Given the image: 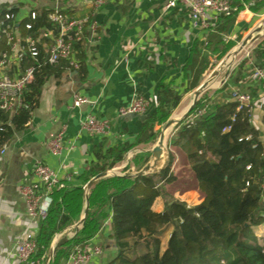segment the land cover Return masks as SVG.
<instances>
[{"label":"trees","instance_id":"16d2710c","mask_svg":"<svg viewBox=\"0 0 264 264\" xmlns=\"http://www.w3.org/2000/svg\"><path fill=\"white\" fill-rule=\"evenodd\" d=\"M68 8L66 12L71 15L75 9ZM263 8L264 0H254L250 5L254 12ZM51 10V7L41 6L34 9V19L26 16L15 21L20 37L29 34L40 38L39 51L35 59L27 53L22 62V67L31 64L33 72L32 79L19 94L17 108L13 112L0 108V145L27 126L39 103L44 81L66 68L62 60L53 64L45 61L46 48L42 47V42L50 43V39L42 34L53 27L48 19ZM16 11L15 7H3L0 20L5 13L15 15ZM236 14L221 16L202 45L206 50L211 47L218 51V58L234 45L235 39L226 40L224 36ZM26 23H30L29 29L25 28ZM199 47L198 43L193 44L185 64L183 78L188 85L185 91L198 86L207 67V53ZM74 48L79 58L77 69L82 75L85 72V42L74 43ZM5 49L4 42H0V51ZM250 60L255 66L264 68V43L252 48L233 69L231 83L242 91L251 87L246 77ZM225 88L224 84L212 92L215 94ZM226 93L231 95L232 90ZM251 93L253 98L257 96L255 88H251ZM182 97L170 82L161 80L157 85L155 103L150 105L148 116L142 120L131 141L105 146L99 140L92 146L94 158L78 179H63L62 186L52 187L46 213L37 225L36 248L31 256L34 264H44L54 236L79 219L84 186L89 179L121 164L133 147L154 143L160 127L180 105ZM253 98L239 110H236L237 102L233 98L211 102L190 125L185 123L186 114L168 137L169 160L160 170L137 177L107 176L90 185L83 224L73 237L54 250L48 264H65L72 247L85 244L99 231L107 217L110 218V235L116 247L115 255L107 264H264V192L261 188L264 141L260 138L262 132L251 123ZM208 103L209 93L201 95L191 112ZM261 121L264 129V104ZM172 148L185 152L194 179L204 194L193 205L174 199L165 203L162 209H156L154 204L160 191L154 177L163 184L176 180L171 170ZM149 156V151L136 153L122 170H128L130 165L136 170L141 169Z\"/></svg>","mask_w":264,"mask_h":264},{"label":"crops","instance_id":"0c3cea01","mask_svg":"<svg viewBox=\"0 0 264 264\" xmlns=\"http://www.w3.org/2000/svg\"><path fill=\"white\" fill-rule=\"evenodd\" d=\"M58 1L66 9H75L71 15L93 13L97 23L95 39L92 43L83 41L85 72L81 75L78 69L66 67L57 76L51 74L41 86L39 103L33 109L27 126L13 134L6 142L5 152L0 155V264H19L15 240L28 229L37 231V222L26 216L25 204L19 193L22 183L35 182L32 173L37 162L56 169L63 179L76 181L94 158L92 146L96 142L102 140L107 146L132 140L140 128L142 115H121L119 109L128 106L134 93L154 104L161 80L170 82L183 95L177 110L171 114L175 120L184 116L188 107L197 102V99L193 102L195 92L192 91H196L201 83L202 74L198 86L188 91H185L188 85L183 74L193 44H205L211 30L193 27L188 9L180 3L167 8L168 0H104L102 6L94 10L84 0ZM253 1L247 0L236 12L225 39H236L251 20L260 15V10L254 12L250 9ZM54 4L55 0H0V10L15 7V19L21 20L28 16L31 9L52 7ZM250 84L251 87L245 88V91L251 93V88H255L257 95L252 97L251 123L262 132L260 138L264 141L261 121L264 93L253 79ZM226 91L227 87L215 94L209 93V103L205 106L208 108L211 102L229 99L231 95ZM74 93L87 97L89 101L78 107L72 106ZM0 94H14V88L5 76H0ZM185 97H189V101L184 104ZM90 113L109 120L105 135L93 136L80 130L79 121ZM177 122L171 126L169 133L175 130ZM60 131L63 133L62 147L58 153H53L47 143ZM153 145L133 147L125 162L113 169L123 173L122 168L130 163L132 156L143 151L150 152L148 167L164 165L169 160V152L168 155L161 152L156 157L151 151ZM170 151L174 156L171 170L176 179L183 172L193 176L185 152L179 148ZM156 178L159 183L158 177L154 180ZM36 184L41 191L42 186ZM43 201L48 204L49 198L44 196ZM110 233L111 223L107 217L99 231L88 240L102 247L101 254L89 264H107L115 255L116 247ZM57 237L58 234L54 236Z\"/></svg>","mask_w":264,"mask_h":264},{"label":"built area","instance_id":"2783aa9c","mask_svg":"<svg viewBox=\"0 0 264 264\" xmlns=\"http://www.w3.org/2000/svg\"><path fill=\"white\" fill-rule=\"evenodd\" d=\"M89 6L96 10L104 3V0H84ZM247 0H168L167 8L176 6L180 3L188 9L193 27L212 30L218 23L221 16H230L240 10V7ZM48 13V19L53 24L42 34L50 39V43L42 42V47L46 48L45 61L53 64L60 60L66 63L69 69L79 68V61L75 56L74 43L79 41L94 42L97 23L93 18V13H85L78 16L68 15L58 0L51 7ZM28 16L32 19L36 17V12L31 9ZM15 16L5 13L0 20V42H4L7 47L0 51V76H5L14 88V94H0V108L13 112L19 105V94L25 85L32 79L33 66L28 64L22 67L25 55L28 53L32 59L38 54V42L40 38H34L27 34L20 37L15 25ZM25 28H30V23L25 24ZM88 33V34H87ZM251 79L257 82L264 93V68L255 66L253 61L248 62ZM230 98L237 102L236 110L248 104L252 96L248 91H242L239 88H233ZM89 100L87 97L74 93L72 96V106L78 107ZM150 103L142 95L133 94L131 102L126 107L119 109V114L127 115L135 113L144 115L150 108ZM207 110L204 105L202 108L187 114L185 123L192 124L194 119ZM80 130H84L90 135H105L109 129V120L99 118L94 114H87L79 121ZM62 131L52 136L48 143V149L53 153H58L62 147ZM6 143L0 145V155L5 152ZM249 166H247L248 168ZM32 175L35 182H24L19 186V193L25 204L26 216L35 222L45 215L48 204L43 201L44 196H48L53 186H62V180L56 169L49 167L41 162H37L33 167ZM36 183L42 186L39 191ZM261 188L264 192V177L261 182ZM50 201V198H49ZM49 203V202H48ZM36 232L34 229H28L15 240V253L20 262L34 264L31 259L36 248ZM102 247L99 244L86 242L83 245L73 246L65 264H89L90 261L100 255Z\"/></svg>","mask_w":264,"mask_h":264},{"label":"rangeland","instance_id":"374dc122","mask_svg":"<svg viewBox=\"0 0 264 264\" xmlns=\"http://www.w3.org/2000/svg\"><path fill=\"white\" fill-rule=\"evenodd\" d=\"M256 28L264 30V9L260 10L259 16H255L251 20V22L248 24V26L245 28V30L239 34L240 35L239 39L234 40L235 41L234 45L231 48H229L221 58L217 57L218 51L213 50L211 47H210V49L206 50L201 46L200 49L202 50V52L207 53V67H206V70L202 73L201 82L209 75V73L215 67H217L219 65L220 62L223 61V59L234 48H236L247 36L252 34ZM235 38H237V37H235ZM261 43H264V35H259L253 42H249L247 44V46L244 47L241 51H236L235 53H231L230 57H229V62L226 63L225 60L223 61V63L228 66V69H226L227 74L225 73V71L220 73L216 78H214L211 81V83L216 82V84L211 85V83H210V85L204 91H202L201 95H204L206 93H210L213 90L218 89L219 87H221L224 84L227 87V90H229L231 92V90L233 89V87H232L233 83H231V81H232L231 78L233 76V69L240 62L241 59H243L244 57H246L249 54V52L251 51L252 48H254L255 46H257L258 44H261ZM252 59L255 60L254 58H252ZM246 70H247V76H246L247 80L248 81L250 80V82H251L252 79L250 76V72H249L248 68ZM192 92H196L195 89ZM188 101H189V97H185V98H183L182 103L185 104ZM170 134L171 133H169V132L167 133L166 138H165V145L162 146V154L163 155H168L167 143H168V137L170 136ZM158 136H159V134H158ZM158 136H157L152 148L157 144ZM126 157H127V155H126ZM125 160H126V158H125ZM125 160L123 162H125ZM148 163H149V160H148V162H146V164H148ZM117 166H119V165H117ZM117 166H115L114 168L117 169L116 168ZM136 171H138V170L133 168V165H130V168L124 172L134 173ZM155 181H157V178L155 179ZM158 182L159 183H157V185H158V189L160 191V196L158 199H156L155 204H154L156 209H162L164 207L165 203L170 202L171 200H174V199L181 200V201L185 202L187 205H193V204L199 202L200 199L203 197V194H204V190L202 189V187H200L196 183L197 181L194 179V177L190 173L183 172L182 175H180L179 177L177 176V179L171 184H163L160 180ZM70 225H68V226H70ZM67 227H65V228H67ZM65 228H63L60 232L57 233L58 237H57L56 241L60 240V238H62V236H64V234L66 233ZM71 234H73V231H71Z\"/></svg>","mask_w":264,"mask_h":264},{"label":"water","instance_id":"95a60500","mask_svg":"<svg viewBox=\"0 0 264 264\" xmlns=\"http://www.w3.org/2000/svg\"><path fill=\"white\" fill-rule=\"evenodd\" d=\"M254 33V35H253ZM252 34H250L249 36H247L238 46L240 45H246L249 42H253L259 35H264V30H261L259 28H256L253 31ZM227 57V56H226ZM226 57L223 59V61L226 59ZM220 62L219 65L217 67H215L210 73L209 75L199 84V86L196 88V99L197 101H199L200 95L202 93V91H204L211 83V81L216 78L220 73H222L223 71H225V73L227 74V70L228 66L225 65L224 63ZM195 107V104H192L188 107L187 112L185 113V115L189 112H191ZM127 115L130 116H136L137 114L135 113H129ZM184 115V116H185ZM148 116V113L144 114L141 116L142 119H144L145 117ZM184 116H181L178 120H180L181 118H183ZM175 116H170L166 122L162 125V127L160 128L159 131V136H158V141L157 144L152 148V154L155 155L156 157H159V155L162 152V146L165 145V138L166 135L168 133V131L170 130L171 126L174 125L178 120L174 119ZM163 142V144H162ZM168 163V160L165 162L164 165L159 166V167H154V168H150L148 167V164H146L143 168H141L140 170L134 172V173H129V172H124V173H117L114 169L110 168V169H105L101 172H98L97 174L93 175L89 181L85 184V194H84V203H83V209L81 211L80 217L79 219L74 222L73 224H71L70 226H68L66 229V233L64 234V236H62V238H60V240L56 241V238H53L50 249H49V253L47 255L46 261L44 264H48L49 259L51 258L54 250L61 245L62 243H64L65 241H67L68 239H70L71 237H73L76 232L78 231V229L81 227V225L83 224L87 209H88V202H89V194H88V188L90 185L94 184L95 182H97L98 180H100L101 178L107 177V176H112V175H119V176H128V177H137L139 175H144V174H148V173H152L155 171L160 170L161 168L165 167ZM71 231H73V234H71Z\"/></svg>","mask_w":264,"mask_h":264},{"label":"bare ground","instance_id":"6f19581e","mask_svg":"<svg viewBox=\"0 0 264 264\" xmlns=\"http://www.w3.org/2000/svg\"><path fill=\"white\" fill-rule=\"evenodd\" d=\"M254 35V34H253ZM247 46V44L246 45H240V46H237L236 48H234L228 55H227V57H226V59H225V62L226 63H228L229 62V57H230V54L231 53H235L236 51H241L244 47H246ZM193 98V102L196 100V95L194 94V96L192 97ZM193 102H191V104L193 103ZM162 144H163V142H162Z\"/></svg>","mask_w":264,"mask_h":264}]
</instances>
